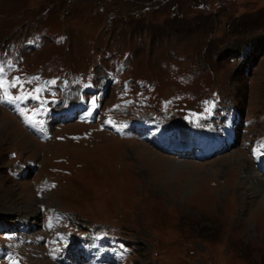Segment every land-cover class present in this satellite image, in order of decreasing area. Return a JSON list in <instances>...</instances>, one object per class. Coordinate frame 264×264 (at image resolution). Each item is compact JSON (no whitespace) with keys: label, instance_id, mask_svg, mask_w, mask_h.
<instances>
[{"label":"rangeland","instance_id":"1","mask_svg":"<svg viewBox=\"0 0 264 264\" xmlns=\"http://www.w3.org/2000/svg\"><path fill=\"white\" fill-rule=\"evenodd\" d=\"M0 67L9 253L264 264V0H0Z\"/></svg>","mask_w":264,"mask_h":264},{"label":"snow or ice","instance_id":"2","mask_svg":"<svg viewBox=\"0 0 264 264\" xmlns=\"http://www.w3.org/2000/svg\"><path fill=\"white\" fill-rule=\"evenodd\" d=\"M2 72H3V68L0 67V73H2ZM34 79H35V78H34ZM18 82H19V78H17L16 82H14L12 86H15V83H18ZM3 85H4V82H3V81H0V87H3ZM36 91L39 92L40 89H36ZM37 98H38V97H37ZM5 99L11 101V100H13V99H20V97H11V96H9V95L7 94V92H6V93H5ZM109 122H111V121H109ZM118 130H119V129H118Z\"/></svg>","mask_w":264,"mask_h":264},{"label":"bare ground","instance_id":"3","mask_svg":"<svg viewBox=\"0 0 264 264\" xmlns=\"http://www.w3.org/2000/svg\"><path fill=\"white\" fill-rule=\"evenodd\" d=\"M153 122H154V121H153ZM153 125H154V124H153ZM181 132H182V131H181ZM145 136H146V135H145ZM140 137H141V136H140ZM145 141H146V139H145ZM176 143H178V142H176ZM235 154H236V153H235ZM236 155H237V154H236ZM234 156H235V155H234ZM255 163H256V162H255ZM262 169H263V171H264V166H263ZM249 175H250V174H249ZM247 180H248V179H247ZM241 183H242V182H241ZM250 184H251V183H250ZM242 185H244V184H242ZM255 185H256V184H255ZM251 189H252V188H251ZM258 189H259V190H257V191L254 190V191H256V192L259 194V196H260V195H263V196H264V182L262 183L261 186L258 187ZM250 191H251V190H250ZM26 195H27V194H26ZM259 196H258V197H259ZM26 210H27V209H26Z\"/></svg>","mask_w":264,"mask_h":264},{"label":"trees","instance_id":"4","mask_svg":"<svg viewBox=\"0 0 264 264\" xmlns=\"http://www.w3.org/2000/svg\"><path fill=\"white\" fill-rule=\"evenodd\" d=\"M259 42H260V40H259ZM240 50H239V46H234V47H230L229 49H228V52H235V53H237V52H239Z\"/></svg>","mask_w":264,"mask_h":264}]
</instances>
